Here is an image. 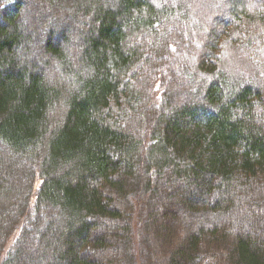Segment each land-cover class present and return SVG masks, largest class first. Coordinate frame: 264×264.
Segmentation results:
<instances>
[{"label":"trees","instance_id":"1","mask_svg":"<svg viewBox=\"0 0 264 264\" xmlns=\"http://www.w3.org/2000/svg\"><path fill=\"white\" fill-rule=\"evenodd\" d=\"M206 260L264 264V0H0V264Z\"/></svg>","mask_w":264,"mask_h":264},{"label":"rangeland","instance_id":"2","mask_svg":"<svg viewBox=\"0 0 264 264\" xmlns=\"http://www.w3.org/2000/svg\"><path fill=\"white\" fill-rule=\"evenodd\" d=\"M40 14H41V12H39ZM36 26V25H35ZM72 26V28L74 29V28H76L77 29V27H76V24L74 25V24H72L71 25ZM36 29H38V27L36 26ZM39 30V29H38ZM155 89H157L156 87H155ZM178 213V212H177ZM180 216H182V214L180 215ZM180 219V218H179ZM182 220V219H181ZM241 225V227H240V230H242L243 229V231H248L250 234H251V231L252 230H250V228L248 227V226H246L244 223H242V224H240ZM177 237H178V233H176L175 234V236H174V240H176L177 239ZM13 241H14V237H12L11 239H10V243L12 242L13 243ZM136 241V240H135ZM149 262V261H148ZM210 262H209V260H206L205 262H203V263H201V264H209ZM213 262L211 261V264H212ZM149 264V263H148Z\"/></svg>","mask_w":264,"mask_h":264}]
</instances>
